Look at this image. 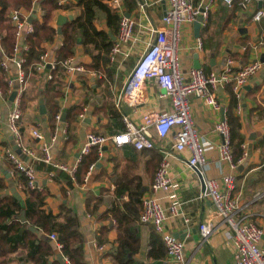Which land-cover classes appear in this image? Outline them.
Wrapping results in <instances>:
<instances>
[{"label": "crops", "instance_id": "obj_1", "mask_svg": "<svg viewBox=\"0 0 264 264\" xmlns=\"http://www.w3.org/2000/svg\"><path fill=\"white\" fill-rule=\"evenodd\" d=\"M75 2L76 0H70L66 5H73ZM121 2L125 12L136 20L134 34L140 40L148 39L152 35L150 31L152 28L162 26L161 17L168 6L166 0H121ZM197 2L198 0H194V3ZM139 3H144V8H140ZM260 6L264 7V0L254 2L247 8L237 5L231 9L218 2L209 12L205 30L201 24L198 37L195 36L193 23L182 24L180 27L179 56L184 70L193 67L196 54V59L205 72L220 70L228 56L232 57L236 64L251 60H259L262 63V68L243 87L240 97L237 98L232 94L230 85L216 92V99L220 105L218 110L204 105L202 100L196 96L189 97L194 125L206 142V173L208 176L220 178L228 170L226 164L218 159L217 145L222 140L221 136L213 130V124L223 118L227 121L233 116L238 118L240 132L244 138L242 147L246 156L237 165L235 192L243 200L257 191L264 190V17L259 21L252 20L253 13ZM21 11L26 12L24 8ZM81 11L82 7L80 6H71L67 9L59 8L54 11L50 25L57 28L56 17L58 14H71L74 19ZM35 15V18L40 21V15L36 13ZM94 25L97 30L106 29L103 19L95 20ZM198 38L201 40V49L197 48ZM111 40H113L112 37ZM60 42L61 37L58 34L52 41L42 42L41 47L44 52L54 57L53 48ZM71 57L73 62L81 64L85 71L68 75L63 67L58 66L55 82L60 93L57 95L54 94L56 89L51 88L46 92L42 89L46 83L45 75L50 69L36 70L31 66L26 68L29 71V77L22 97L23 114L19 122L24 144L39 152L40 141L33 138L30 131L32 128H36L45 138H48L53 132L56 122L54 128L51 129L47 121L48 107H52V104L50 102L47 107L44 97L54 95L53 99L58 106L57 111L62 112L63 120L67 124V137L59 138L52 145L51 151L53 160L63 163H72L85 141L86 133L111 134L120 130L110 119L107 105L111 104L121 116L123 111L130 112L128 106H123L122 110L115 107L114 94L125 84L127 71L134 62L131 59L117 70L106 68L105 76L94 77L90 71H98L104 64L100 62L99 69H88L87 66L91 63L92 58L80 42L74 47ZM10 66L12 73H15L13 65ZM108 70L112 72L110 77L107 74ZM120 82H122L121 85ZM160 93H163V89L157 82L153 79L148 80L143 89V102L137 106L139 115H135L133 118L138 120L142 114L170 109V99L167 96L160 97ZM40 96L44 99L45 115L39 113L38 99ZM72 105L81 107L79 113L84 107H88L82 121L78 119V115L73 123L66 120V112ZM237 106H239V110ZM9 107V101L0 99V175L5 177L9 186L4 193L8 192L12 195L10 188L14 187L23 198L20 183L16 181V176L19 173L14 171L13 165L5 156V149H13L15 144L12 133L6 124ZM105 147L106 149L102 148V152L98 153L96 166L87 179L85 180L84 175L81 183L71 180V186L62 175L58 176L62 170L52 168L50 171L53 172V176L50 177V171L38 168L36 165L39 161L34 162V166L38 170L39 181L45 192L41 209L56 215L65 206L76 213L84 237L83 252L87 264H110L107 253L116 244L117 237L116 228L113 226L106 235L100 234L103 226L108 224L107 219H100V214L106 210L107 205L101 204L96 213L87 211L85 205L87 195L99 197L104 191L112 193L119 184L125 188L126 195L130 186L124 183L122 177L124 174L134 182L141 181L144 194L147 193L155 171L164 157V152L169 163L172 187L168 192L158 193L160 202L166 207L174 199H177L178 202H181L182 215L189 219L188 222H184L182 215L169 217L164 224V229L185 240L184 254L189 264H235L233 245L225 235L228 228L218 219L213 221L216 229L210 238L204 243L199 242L198 225L209 213L211 203L208 199L200 197L202 192L200 177L188 167L184 155L177 154L171 149L169 141H156L154 148L144 150H136L132 145H125L121 148ZM63 172L65 173L63 175L68 176L65 171ZM119 175L122 177L121 180H117ZM114 179L122 182H116ZM250 212L254 221L262 228L264 237V199L251 204ZM138 224L141 246L136 258L149 264L150 260L146 257L147 243L154 227L151 224L139 222ZM45 236L48 237V234ZM49 240L54 249V256L51 259L60 257L66 264L64 255L57 248L56 242L52 239ZM98 241L104 246L102 250H98ZM165 261L167 264H176L166 258ZM18 262V259L13 257L10 264H19Z\"/></svg>", "mask_w": 264, "mask_h": 264}, {"label": "built area", "instance_id": "obj_2", "mask_svg": "<svg viewBox=\"0 0 264 264\" xmlns=\"http://www.w3.org/2000/svg\"><path fill=\"white\" fill-rule=\"evenodd\" d=\"M167 8L161 17L162 26L152 28L148 39L138 38L134 34L136 20L131 15H126L121 0H104V2L118 16L117 32L106 53L107 63L98 71H93L94 77L105 76V69H120L129 60H133L132 66L127 71L125 84L115 91V107L122 110L128 106L130 112L123 111L121 120L123 128L111 134H99L88 132L85 141L81 145L77 156L72 163L56 162L53 160L51 147L60 138L67 137V124L63 120L62 112L55 114L56 126L48 138L36 128L30 133L33 138L40 141L39 152L24 144L19 127L23 109L22 97L27 87L29 71L26 70V56L29 47L26 44V36L33 33L34 27L28 18L32 13L41 15L42 11L33 0L32 8L23 13L22 8L10 10L8 17L15 31V44L10 55L4 54L0 60V68L6 75L7 88L4 91L0 85V99L9 101L8 96L12 91L16 94L10 102L6 115V124L12 133L15 145L20 153L15 150L5 149V156L13 165L15 171L22 174L26 179L25 187L30 190H43V185L38 178V170L34 166L35 161H42L54 168L65 171L75 181V173L83 156L87 155L92 148L98 153L105 146L121 148L132 145L136 150L151 149L156 141H169L171 149L184 155L189 168L193 169L203 180L204 190L200 197L206 198L211 203V209L198 225L200 243L206 242L216 229L214 219L226 224L228 231L226 238L233 245V259L235 264H264V237L262 228L252 218L250 212L251 204L264 199V190L253 193L249 198L243 200L236 188L237 165L243 161L246 152L235 160L230 145V126L223 118L213 124V130L221 136V142L217 145V154L220 162L226 164L227 171L220 178L208 176L206 173V142L193 122L192 105L189 97L196 96L202 100L204 105L215 110L220 108L216 99V92L231 86L233 94L238 98L243 87L262 68L259 60H251L236 64L235 60L228 56L224 65L218 71L205 72L201 67H189L182 69L179 45L180 27L182 24L193 23L201 16L202 26L208 20L209 12L218 3L232 8L237 4L241 8H247L254 2L263 0H166ZM70 0H58L59 5H66ZM144 8V3H139ZM202 8V11H200ZM264 17V7H258L252 15L253 21H259ZM197 48L201 49V40L197 39ZM15 68L12 73L11 66ZM48 66V67H47ZM63 67L68 75L83 72L85 68L81 64L73 62L70 56L61 61L46 52L40 55L39 61L34 65L36 70ZM46 79L52 78L51 72L47 71ZM155 80L163 89L159 96H167L171 102V108L161 112H150L142 114L138 120L133 116L139 115L137 106L143 102V89L148 80ZM239 110V106H237ZM88 107H84L78 114L82 121ZM21 155H24V159ZM95 162L89 164L85 174V180L95 168ZM198 175V176H199ZM53 176V172H49ZM22 186L20 185V188ZM172 187L169 176V163L165 156L157 167L149 191L140 200V211L138 222L151 224L160 235L165 247V258L176 264H189L186 260L185 240L164 229V224L169 217L182 215L181 202L174 199L166 207L160 202L158 193L168 192ZM174 196V194H172ZM90 216L89 213H87ZM184 222L189 219L182 215ZM115 225V222H113ZM49 239L56 242L57 248L61 245L57 242L56 233L48 234ZM103 245H98L102 250ZM66 264H71L64 256Z\"/></svg>", "mask_w": 264, "mask_h": 264}, {"label": "trees", "instance_id": "obj_3", "mask_svg": "<svg viewBox=\"0 0 264 264\" xmlns=\"http://www.w3.org/2000/svg\"><path fill=\"white\" fill-rule=\"evenodd\" d=\"M32 3L33 0H0V60L2 56L1 51L4 54L10 55L15 44L14 27L8 17L10 10L14 8L28 10L32 8ZM36 3L42 11L40 15L41 20L39 21L35 17L32 18L31 23L34 31L27 35L25 39L29 47L25 54V68L29 66L34 68V65L39 61L40 55L44 53L41 43L52 41L58 35L57 28L50 25L54 11L59 8L67 9L71 8V6H80L82 7L81 13L73 20L62 25L61 34H59L61 42L53 48L54 57L56 61H61L72 56L74 47L80 42L85 46L92 58L87 68L99 69L100 62L107 60L106 53L112 43L111 35L116 34L118 26L117 14L110 9L104 0H76L73 5L62 6L58 4V0H37ZM234 6L237 5L235 4ZM97 19H103L106 29H96L94 21ZM205 26H207V23ZM57 69H59L58 66L50 68L49 71L52 74V78L49 80L45 79L46 83L42 86L44 92L53 88L56 89L55 95L60 93L57 90L58 86L55 82ZM107 74L110 77L112 75L111 70H108ZM0 85L5 91L7 88L6 76L1 68ZM229 87L231 88V86ZM106 94H108L107 91ZM53 97L54 95L44 97L46 106L47 104L49 106L50 102L52 104V107L47 106V121L51 129L54 128L55 114L58 108ZM107 106L109 108L110 119L115 123V127L122 129L123 125L120 113L111 104ZM80 111L81 107L79 105H72L66 112V120L70 123L75 122L76 116ZM228 123L230 126V145L233 158L237 160L244 151L242 147L244 138L240 132V123L237 117H230ZM97 160L98 150L96 148H92L87 155L82 157L75 173V181L77 183L83 181L89 164L92 162L96 164ZM36 166L48 171L52 170V168L54 169L52 165H48L42 161H39ZM63 174L65 173L61 171V173H58V176L62 175L71 186L72 179L69 175L68 177ZM122 177L124 183L130 186L126 195L125 188L119 184L112 193L104 191L99 197L88 194L85 205L87 211L92 213H96L101 204L105 203L107 205L106 210L100 214V219H107L108 224L103 226L100 234L106 235L112 226L116 228L117 232L116 244L107 253L110 264H147L136 258L141 246L138 217L140 200L144 194L143 184L141 181L134 182L125 174ZM122 177L119 175L117 180H121ZM117 180L114 179V181L120 182ZM16 181L22 186L20 189L24 195L22 200L26 221L22 222L13 217L19 213L22 207L13 195L4 193L9 186L6 183L5 177L0 175V264H10L13 257L18 259L19 264H64L58 258L51 259L54 256L53 245L45 237V234L50 233H56L57 242L61 245V252L68 258L71 264H87L83 252L84 237L81 233L76 213L65 206L56 215L51 212H45L41 209L45 199L44 190L27 189L25 187L26 179L22 174L16 176ZM113 222H115V225H113ZM30 226H33L34 229H31ZM98 240H101L100 237ZM99 241L98 244L101 245ZM146 257L150 260L149 264H167L165 261L164 244L154 228L147 243Z\"/></svg>", "mask_w": 264, "mask_h": 264}, {"label": "water", "instance_id": "obj_4", "mask_svg": "<svg viewBox=\"0 0 264 264\" xmlns=\"http://www.w3.org/2000/svg\"><path fill=\"white\" fill-rule=\"evenodd\" d=\"M200 11H202V8H200ZM126 15H129V13H126ZM33 17H35V13H32L30 15V17L28 18V21L31 22ZM71 20H73V16L71 14L70 15H63V14H58L57 15V17H56V25H57L58 34H61V27H62V25L65 24L67 21H71ZM201 21H202L201 16H198L195 19V21H193L194 33H195V36L196 37L199 36V29H200V26H201ZM111 37H112V39H114L115 36L112 35ZM194 57H195V61H194L193 67L199 68L200 67V64L198 63V61L196 59L197 54ZM15 94H16V92L15 91H12L10 93V95L8 96V100L9 101H12L13 98H14V96H15ZM38 109H39V113L41 115H45L46 114V107L44 105V99L41 96L38 99ZM103 149H106V147H103ZM13 150H15L17 153H20V149L15 144L13 146ZM21 156L25 159V156L24 155H21ZM6 176H8V174H6ZM199 177H200V175H199ZM200 180H201V190L203 191L204 190V184H203V180H202L201 177H200ZM10 191L12 192V195L20 202L21 207H22L20 209L19 213L15 214L13 217L15 219H18V220L24 222V221H26V216H25L24 203H23L21 194L14 187L10 188ZM30 228L31 229H34L33 226H30ZM47 239L49 240L48 237H47ZM59 260L62 261V258L59 257Z\"/></svg>", "mask_w": 264, "mask_h": 264}, {"label": "rangeland", "instance_id": "obj_5", "mask_svg": "<svg viewBox=\"0 0 264 264\" xmlns=\"http://www.w3.org/2000/svg\"><path fill=\"white\" fill-rule=\"evenodd\" d=\"M56 37V36H55ZM56 45H59V44H56ZM122 82H120L119 84L121 85ZM118 85V84H117ZM119 86V85H118Z\"/></svg>", "mask_w": 264, "mask_h": 264}]
</instances>
